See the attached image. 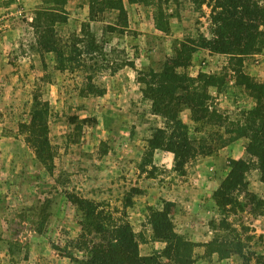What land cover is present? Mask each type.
Masks as SVG:
<instances>
[{
    "label": "rangeland",
    "instance_id": "374dc122",
    "mask_svg": "<svg viewBox=\"0 0 264 264\" xmlns=\"http://www.w3.org/2000/svg\"><path fill=\"white\" fill-rule=\"evenodd\" d=\"M100 2L91 17L89 0H0V264H80L85 253L74 240L82 212L73 198L119 218L131 188L141 190L125 209L141 256L174 264L148 223L149 207L167 200L176 234L193 244L183 252L189 264H264V203L257 204L264 183L255 166L245 174V210L228 217L242 245L222 229L231 252L220 257L201 245L214 238L209 221L222 217L212 194L229 160L256 161L246 146L257 126L264 131V25L257 51L239 59L204 46L212 27L207 3L122 0L123 13L102 11ZM37 10L47 14L35 22ZM168 61L167 71L181 77L171 94L193 91L203 101L197 119L188 108L179 113L196 149L183 173L174 170L171 151L149 147L166 118L153 111L143 80L155 83L143 73L164 71ZM35 97L48 106L51 170L20 128Z\"/></svg>",
    "mask_w": 264,
    "mask_h": 264
},
{
    "label": "trees",
    "instance_id": "16d2710c",
    "mask_svg": "<svg viewBox=\"0 0 264 264\" xmlns=\"http://www.w3.org/2000/svg\"><path fill=\"white\" fill-rule=\"evenodd\" d=\"M97 0H89L90 16L94 17V7ZM129 2H149V0H128ZM207 3L211 8V37L203 38L204 46L211 51L223 54H235L239 59L244 55L253 54L258 49V42L262 36L260 26L264 25V0H193ZM102 11L116 8L120 12H125L122 0H101L99 3ZM43 10H37L34 17L35 22L42 14ZM156 27L162 29L165 17L162 11L154 13ZM48 28L44 32H48ZM88 31L89 36H93L89 30L83 27V33ZM44 34V33H43ZM59 56L61 50L57 47L50 49ZM245 57V56H244ZM178 59H172V63ZM170 61L166 63L164 71L155 72L150 69L146 73L151 77L149 82L145 77L142 79L147 83L144 93L153 101V111L166 118L165 128H157L156 134L150 138L149 147L163 148L173 153L174 170L179 173L184 172V164L191 159L196 149L187 133V125L182 121L179 113L188 108L193 119H197V114L201 116V110H196L197 105L203 106L201 97L193 98V91L186 95H172L177 80L181 77L172 71H167ZM60 69H65L64 64H60ZM203 77L210 79L206 74ZM156 79V80H155ZM194 83V78L188 79ZM169 98V99H168ZM175 100V101H173ZM34 109L31 112L27 123L20 124L21 131L26 133V141L32 147L36 158L49 170L52 169L53 155L48 140L47 114L48 106L37 97L34 98ZM256 133L247 146L246 150L256 161H246L244 159H230L229 171L214 190L212 197L217 209L222 217L213 218L209 221V226L215 231L214 238L201 245L212 249L220 257L231 252L228 247L227 235H220L217 229L231 231L237 241V245H242L240 234L229 220V214L237 211H244L246 201L241 199V193L246 190L247 181L245 174L255 166L259 171L260 180L264 183V131L257 126ZM141 193L139 188H131L124 198L123 208L120 210V217L115 218L107 210L98 208V205L91 200L74 197L73 202L80 206L82 212L81 232L74 240V245L85 254L78 260L80 264H161L157 256H141L139 253V240L131 224L126 219L125 209L133 204V195ZM254 199L253 195H249ZM258 200L257 204H263ZM256 204V206H257ZM148 223L150 225L153 240L166 242V248L162 251L167 259L174 264H189L190 260L184 257L183 252L190 250L193 244L183 240L174 230V223L171 215V202L165 200L160 209L149 207ZM244 229H247L244 227ZM249 240L251 237L246 236ZM235 239V238H234ZM200 245V244H199ZM195 246V244H194ZM250 259L246 261L249 263Z\"/></svg>",
    "mask_w": 264,
    "mask_h": 264
}]
</instances>
